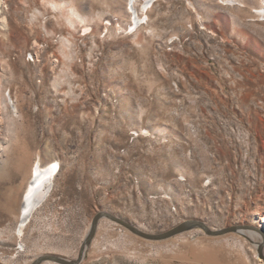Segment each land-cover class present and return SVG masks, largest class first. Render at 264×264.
Segmentation results:
<instances>
[{"label": "rangeland", "instance_id": "obj_1", "mask_svg": "<svg viewBox=\"0 0 264 264\" xmlns=\"http://www.w3.org/2000/svg\"><path fill=\"white\" fill-rule=\"evenodd\" d=\"M129 1L0 0V264L76 260L99 212L256 230L102 218L78 264H264V0H157L139 27ZM36 163L59 171L18 233Z\"/></svg>", "mask_w": 264, "mask_h": 264}, {"label": "bare ground", "instance_id": "obj_2", "mask_svg": "<svg viewBox=\"0 0 264 264\" xmlns=\"http://www.w3.org/2000/svg\"><path fill=\"white\" fill-rule=\"evenodd\" d=\"M157 0H144L141 4V16L137 13L135 4L137 0H130L128 5L130 6V27L141 26L142 17L147 19V12ZM257 14L264 17V7L256 10ZM145 22V21H144ZM137 27V28H138ZM136 28V29H137ZM134 29V30H136ZM87 30V29H86ZM59 171V165L52 163L46 167H41L38 163L31 169V177L27 183L25 192L22 196V200L18 213V228L17 232L21 233L24 226L31 218L34 211L45 201L51 188V182Z\"/></svg>", "mask_w": 264, "mask_h": 264}, {"label": "water", "instance_id": "obj_3", "mask_svg": "<svg viewBox=\"0 0 264 264\" xmlns=\"http://www.w3.org/2000/svg\"><path fill=\"white\" fill-rule=\"evenodd\" d=\"M102 218L115 222L121 225L122 227L126 228L127 230H129L134 235L142 239L150 240V241H160V240L169 239L171 237L182 234L194 228H199L203 230L204 233L208 236H222L228 233L240 232L243 230H256V228L251 227V226H237V225L224 228V229H220V230H211L201 221L187 220V221H184L178 224L177 226H174L173 228H171L170 230L166 232L159 233V234H149V233H145L139 230L137 227H135L134 225H132L131 223H129L128 221L122 218L116 217L107 212H99L92 219L89 232L81 246L79 256L76 260H67L65 258L58 257V256L44 255V256H40L39 258H37L32 264H41L47 261L54 262L57 264H78L84 256L86 247L89 246L91 241L93 240L96 230H97L98 222ZM263 242H264V236H263ZM262 248H263V243L260 245L259 254H260V257L264 260V256L262 255Z\"/></svg>", "mask_w": 264, "mask_h": 264}]
</instances>
